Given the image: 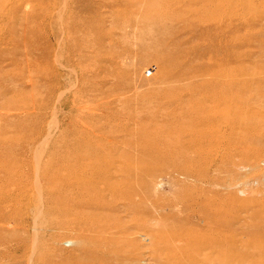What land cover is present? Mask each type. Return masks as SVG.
<instances>
[{"label": "rangeland", "instance_id": "1", "mask_svg": "<svg viewBox=\"0 0 264 264\" xmlns=\"http://www.w3.org/2000/svg\"><path fill=\"white\" fill-rule=\"evenodd\" d=\"M162 2L0 0V225L11 245L0 264H27L28 250L14 249L21 220L28 240L38 235L32 220L52 227L56 216L46 214L42 194L72 186L75 200L93 191L87 198H99L107 193L90 183L106 167H122L109 178L140 189L136 202H158L153 220L123 207L102 211L133 233L124 231L111 253L125 264L133 253L137 264L193 263L202 242L188 230L227 234L207 212L220 202L231 205L224 221L238 239L264 240L248 202L264 201V0ZM93 160L98 173H79ZM181 169L190 177L176 174ZM151 179L163 183L148 197ZM23 193L27 204L12 207ZM188 206L205 224L187 218ZM55 231L51 251L72 255V237Z\"/></svg>", "mask_w": 264, "mask_h": 264}, {"label": "bare ground", "instance_id": "2", "mask_svg": "<svg viewBox=\"0 0 264 264\" xmlns=\"http://www.w3.org/2000/svg\"><path fill=\"white\" fill-rule=\"evenodd\" d=\"M171 1L172 0H163L162 4L163 5L165 4L166 8H171L172 7ZM173 5L175 6L177 4H173ZM171 11H174V10L171 9ZM180 12L181 11H179V13ZM175 18H176V16H175ZM95 162L96 161L93 160V161L87 163L86 165H84L79 173H85V174L86 173H88V174L95 173L96 174L97 168L92 167V164H95ZM81 165H80V167H81ZM106 168H108L107 173L105 172V169H104V172H105V174H108V175L105 176V174L102 173V177H99V178H101L100 181H98V182L94 181L95 183H90V185L92 184L93 185L92 187H94L97 190L98 189L103 190V192L107 193V194L99 195L98 196L99 198H94L95 196H93L91 198H87L88 196L94 195L93 194L94 191L92 192L90 190V188H92V187H90V188H88V190H90L92 192V194L90 193L91 195L84 197L83 195H85V194H83L81 196L79 193L78 196H81L80 199L75 200L73 195L71 196V192H70V188L72 186L67 187L66 190H65V188H64V190H60L58 192V195L55 194V196L51 195L50 193L42 194L40 196V202L42 203L46 214H52V215L56 216V218L54 219V221L52 223L50 222L52 224V227H48L49 225L47 224L46 227L42 228L38 224L33 223L34 220H37L34 218L39 214V213H36L37 215L33 218L34 220H32L33 221L32 227L34 225V227H33V229L35 230L34 234L38 233V235H34L35 237H33V239H30V240H28L25 237V235H22V233H24L25 231L28 230L29 223L27 222L26 219L21 220V223L19 221V223L21 224V229H22L21 232L22 231L23 232L20 233V236H17V238L14 237V235H13V238H16V239H14L16 241V243L13 242V243H15L14 249H16V250H28V252L26 253L27 254L26 255V261H27L26 263L27 264H115V263L116 264H125L124 259H122L121 257H118L116 255H112L111 253L113 252L114 248L116 247L115 245L120 241L121 234L124 231H126L128 233V231L125 227L122 226L123 223L120 224L121 221L116 220L114 215H113L114 220H112L111 217H110V219L107 218V217H109L108 214H110V216H112V214L117 213V215H118V212H116V211H119L120 208L123 207L128 212H131L130 214H134L135 216L136 215L140 216L143 214L144 216H148V218L152 217L153 219H155V209L151 208V206L154 207L155 205H157L158 202L155 201L154 204L153 203L149 204V206L151 205L149 208V206L146 205L148 202H146L145 200H148L150 202L148 197L151 196V194L155 195L158 192V190H159V188L163 182L161 180H158V179H151V180L147 181L146 186H144V187L148 192V197L143 198L144 196H147V195L143 196V194H144L143 192H142L143 197L140 196L142 199H144L143 201H145L146 204L143 203L142 201L136 202L137 200H135V197L136 196L139 197V195L137 193L140 192V189H139V191L137 190L138 191L137 192L134 185L128 186V184H126V186H128V187H126V186H124L125 184L122 185L123 183L120 184L118 182L112 181L111 178H109L111 176L110 174H112V172L117 171V169L119 171V168H117V169L114 168L115 170H113L112 172L110 171V167H106ZM121 169H122V167H121ZM100 170H103V169H100ZM134 171H136V170L134 169ZM176 171H178V172H176ZM176 171H175L176 174L183 175L185 177H190V175H191V174H188L189 171H187L185 169L176 170ZM173 175L176 176L175 174H173ZM88 176H90V175H88ZM92 177H93V175H92ZM62 178H63V176H62ZM78 178H79V182H80V178H83V176L82 177L80 176ZM95 178H97V177H95ZM112 178H113V176H112ZM94 179H92V180H94ZM92 180H91V182H92ZM126 180H125V182H126ZM122 181H123V179H122ZM131 183H132V181H131ZM87 184H89V183H87ZM87 184H86V186H87ZM140 185H141L140 183L138 184V186L136 185L137 189H138V187L140 188ZM76 186H80V185H76ZM141 188H143V187H141ZM161 188H162V186H161ZM72 190H74V188ZM79 190H81V187ZM77 191H75V192H77ZM105 191H107V192H105ZM95 192H96V194L98 193L97 191H95ZM144 192H146V191H144ZM101 193H102V191H101ZM239 193L246 195L243 190L240 191ZM23 194H24L23 199L21 198L19 200V198H16L14 200V203L11 201L12 207L25 206L27 204L26 200H27L28 196H26L27 194L25 195V193H23ZM246 198H247V196H246ZM138 199H140V198H138ZM152 199L154 200V198H152ZM158 199H159V196H158ZM240 200L241 199H239V198H232L231 203H234L235 201H237V203L240 204ZM121 201H123L124 203H120V205H119V202H121ZM248 202L251 205H253L254 207L257 206V209H255L251 214L252 219L253 220L260 219L262 224L264 225V201H262V200L257 201L255 199H249ZM191 204H199V203H198V200H193V202ZM246 204H247V202H246ZM195 206H198V205H195ZM107 209H109V211ZM210 209L211 210H208L207 212L212 213V214L214 213V216H216V221H219L220 226H222V227L225 226V228L228 227V229H226L227 234L220 235V237H218V239L217 238L213 239L212 234H214V232L211 229L213 227H210V229H209L210 231H209V233H207L209 235L207 237L205 236V238H204L202 235V231H201L202 229L193 228L192 230H188L186 237H199L201 239L200 242H202V248H200V250H203L204 252L206 250H215L219 246V247L227 250L229 253H225L224 256H220V254L212 255V254L204 253L202 251L201 254L194 256V258L196 257L195 261L191 264H196V262L199 263L201 261H203L202 264H206V263L207 264H212V263H218V264H264V240L253 239L254 241H250L249 239H246V238H239L238 239L232 230V223L230 222L231 219L227 218V220L224 221L225 217L227 216V213L230 212V210H231V205L225 206V204L222 205L220 202V205L219 204L217 205V203H216V206L215 207L211 206ZM35 210H38V212H41L40 209H35ZM104 210L108 211V214H105V217H106V215H108L106 218L101 217L102 211H104ZM185 210H186L187 218L192 220L191 218H195V216H197L198 217L197 219L199 221L203 222V224H205L206 218L204 215L201 214L200 210H196V208H194V207L191 208V206L186 207ZM120 213L121 212H119V214ZM204 213H206V210H204ZM32 216H33V214H32ZM37 218H39V217L37 216ZM209 219L211 220L212 218L209 217ZM139 221H143V220H139ZM148 222L149 221L147 220V223ZM151 222H149V223H151ZM262 224H261V226H262ZM125 225H126V223H125ZM207 226L209 227V225H207ZM2 228L0 225V245H2V247L0 248V253H5V252L8 253L9 250L11 249L10 248L11 245H9V241H8L9 234H8V236H6L5 232L2 231ZM59 228L61 229V233L68 234L69 236L72 237V242L75 245L74 252L72 253V255H70L68 257L64 256L62 254H59V253H57V254L53 253L54 251H53V247H52L50 241L55 240V237L57 236V234H56L57 231H55V230L56 229L59 230ZM13 230H15V229H13ZM34 230H32V231H34ZM51 231H53V232L51 233ZM19 232H20V230H19ZM40 232H43L44 234H46L47 237H46V235H40ZM132 234L133 233H128L127 234L128 238H131ZM257 234L259 235V237L261 239H262V237L264 239V230H261ZM216 235H217V232H216ZM148 236H150V235H148ZM11 237L12 236H10L9 238H11ZM210 237H212V238H210ZM91 247L92 248L94 247L95 253L91 252V250H90ZM51 248H52L53 252L51 251ZM118 248H117V250H118ZM200 256H203V260L200 259L201 261L198 260V258ZM131 257H132L133 261L135 262V264H137V259H140V258H137V255L134 253L131 254ZM172 258L173 257L171 255V258L169 259V261H171ZM144 260H146V263L149 264V261H150L149 257L144 258ZM164 260L165 259H163V260L161 259L162 262H165ZM161 261H160V263H162ZM134 262L132 264H134ZM151 262L156 263L152 260H151Z\"/></svg>", "mask_w": 264, "mask_h": 264}]
</instances>
